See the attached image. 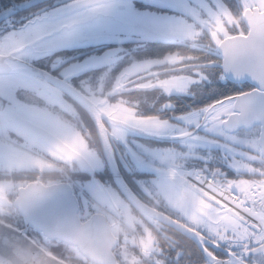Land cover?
Masks as SVG:
<instances>
[{"label": "snow or ice", "instance_id": "6c2138e0", "mask_svg": "<svg viewBox=\"0 0 264 264\" xmlns=\"http://www.w3.org/2000/svg\"><path fill=\"white\" fill-rule=\"evenodd\" d=\"M35 0H0V225L11 228L6 217L23 213L34 217L36 210L46 201L64 196L81 195L88 198L93 210L83 216H75L70 223L56 231L45 230L46 239L63 243L68 256L57 259L35 239L21 240L14 235H0V264H165L157 258L159 239L146 225L157 226L167 222L178 225L203 241L198 230L206 227L213 243L237 242L242 245L241 254L229 252L230 259H218L205 248L210 264H247L244 254L249 251L264 252V167L237 164L249 172L259 173L258 178L216 179L199 172L185 173L179 170L174 155L160 156L168 163L156 189L150 195L153 203L141 202L131 191L126 197L95 176L77 182L70 180L69 170L75 163L89 170L100 166L95 151L90 148L87 135L69 122L74 114L71 103L62 95L67 89L84 104L95 117L104 146L110 152L111 138L124 139L127 128L144 132L164 133L170 128L166 120L156 116H140L126 99L110 102L100 90H92L82 84L77 91L71 84L55 77H38L27 74L21 61L27 49L54 36V44L67 43L76 38L78 29L87 25L94 30L93 37L131 35L144 32L163 23L167 16L160 8L173 6L170 0H156L145 8L135 0H70L67 11L51 16L29 14ZM193 15H197L193 13ZM242 16L246 30L240 29V20L229 11L210 12L209 18L200 20L207 27L211 40L223 52L225 69L237 73L247 71L264 84V0H244ZM18 18L24 21L18 28ZM229 26H235L232 32ZM175 35L195 40L199 31L192 24L179 22ZM169 64H182L186 59L179 53L165 57ZM190 59V57H189ZM147 64H134L115 82L112 91L132 84L137 89L160 87L165 91L183 90L188 79L183 76L155 78L147 82H135L130 73L146 70ZM18 90L24 99H18ZM252 100L249 94L226 97L202 109L203 123L216 128H231L249 118ZM199 116L197 120H199ZM181 136L191 135L181 130ZM258 156L249 159L264 160V136L251 142ZM34 149L46 152L53 162L36 154ZM62 164L59 174L41 179L15 182L8 174L17 169H53ZM161 201L178 209L186 222L160 211ZM44 229V222L37 220ZM142 229V232L140 231ZM255 244V247H251ZM131 246L139 249L133 254Z\"/></svg>", "mask_w": 264, "mask_h": 264}, {"label": "flooded vegetation", "instance_id": "af4514ba", "mask_svg": "<svg viewBox=\"0 0 264 264\" xmlns=\"http://www.w3.org/2000/svg\"><path fill=\"white\" fill-rule=\"evenodd\" d=\"M70 0H46L35 4L29 14H22L31 19L33 16H51ZM244 0H170L173 6H166L159 11L166 14L167 19L144 32L115 37H93L90 33L93 28L85 25L78 29L76 38L63 43L54 44L55 37L50 36L44 42L27 49L23 62L30 64L33 70H24L27 74L38 77H55L71 84L77 91L82 90V84L92 90H100L107 95L110 102L126 99L140 116H156L166 120L170 128L162 134L148 133L140 129L127 128L124 139L111 138V151L104 146L103 137L99 133L95 117L91 111L80 102L75 95L67 89H62L63 97L68 100L74 114L69 113V122L77 130L87 135L100 166L89 170L80 163L70 167L69 178L77 182L95 176L103 183L110 185L126 197L131 191L141 202L153 203L150 193L157 187L168 163L160 156L171 154L176 158L179 170L186 167L201 165L228 179L258 178L259 173L249 172L237 164L248 163L254 168L264 167V161L251 160L249 157L256 153L249 145L234 141L232 134L240 131L245 133L251 129H240L228 132L220 128L222 133L217 134V129L203 123L199 116L202 109L226 97L257 89L264 94V84L256 86L248 81L230 80L223 66V52L211 40L207 27L200 24V20L209 18L210 12L229 11L240 20V29L246 30L242 18ZM137 5L145 8L152 7L156 0H135ZM196 13L197 15H193ZM189 23L196 28L200 35L195 39H188L174 34V29L179 22ZM24 21L18 18V28ZM234 33L235 26H229ZM5 33L0 31V39ZM179 53L186 57L182 64H169L165 57L169 54ZM190 57V59H189ZM134 64H147L146 70L139 73H130V79L135 82H147L155 78L166 79L171 76H183L188 79L185 89L173 88L165 91L160 87L137 89L132 84L128 87L112 91L116 80ZM27 90H18L17 98L23 100L22 93ZM199 116V120L197 117ZM187 131L191 135L185 137L179 132ZM37 155L49 162H53L49 155L34 149ZM57 163L53 169L39 170L36 168L17 169L8 174L15 182L32 180L39 176L48 179L59 174L62 164ZM210 165L211 167H209ZM0 176L3 171L0 170ZM78 216H83L93 210V205L86 196L81 195L78 202ZM158 209L167 215L186 222L187 218L178 210L161 201ZM6 221L13 225L23 226L21 215H8ZM153 234L159 239L160 252L157 258L165 260V264H204L205 258L202 250L207 248L216 257H224L222 244L224 241L213 243V238L206 227L198 230L204 236L198 242L186 235L175 224L157 226L149 223ZM178 226V225H176ZM142 232V229H140ZM28 234L33 239H39L40 234L28 229ZM234 243V242H233ZM49 250L58 258L68 256L66 246L56 240L48 241ZM133 254L140 255L136 246H131ZM244 259L249 262L264 264V256L257 254L250 256L244 254Z\"/></svg>", "mask_w": 264, "mask_h": 264}, {"label": "water", "instance_id": "95a60500", "mask_svg": "<svg viewBox=\"0 0 264 264\" xmlns=\"http://www.w3.org/2000/svg\"><path fill=\"white\" fill-rule=\"evenodd\" d=\"M43 1H46V0H35V4L41 3ZM68 4H65V6L61 7L56 13L61 12V10H64L66 12L67 11L66 6ZM242 18H243V16H242ZM243 20L247 26L246 20L244 18H243ZM20 63H21V67L23 70H33V67L30 64L23 62V61H21ZM223 66H224V64H223ZM224 72L230 80L248 81L252 84H255L256 86H258V85L262 86V83L247 71H240L239 73H237L234 70H228V69H225V67H224ZM240 94H249V96L252 100V104L250 106L249 118L246 121H242V122L236 124L235 126H233L231 128H224V129L231 133V132H236L242 128L249 130L253 126H259V132H258V137H257V141H259L261 139V137L264 136V94H262L257 89L251 90L248 92H244V93H240ZM240 94L232 96V97H237ZM253 151H255V153H256L254 156H258V150L253 149ZM126 196H127V193H126ZM78 208H79V205H78V202H77L75 197H73L71 199L64 197V196L54 197V198L46 201L43 205H41L36 210L34 217L30 218V217L25 216L23 213H20L22 220H23V227L21 229L16 228V226H14L13 224H11L12 225L11 228H7V229L4 228V226L0 225V235H3V234L14 235L15 237H17L21 240L28 241V240L33 239L31 236L28 235V229L31 228L33 231L39 233L42 240L47 243L48 241H51L54 239H46L45 238V230L51 229L52 231H56L59 228L67 225L68 223H70L72 221V219L75 216H78ZM37 220L44 222V229L37 226ZM8 224H10V223H8ZM175 227L177 229H180L186 235L195 239L198 242V237L195 236L194 234L185 231L183 228H180L179 226L175 225ZM202 250H203V254H204V258H205L204 264H210V258L208 257L207 253L205 252L203 246H202ZM47 251H49V250H47ZM229 252L235 253L237 255L241 254V250H239V251H228V250L224 249L223 253L225 256L221 257V258L220 257H217V258L221 259V260L230 259L231 257L229 255ZM247 254L250 256H255L257 254H261L264 256V252H261V251H249V252H247ZM53 256H55V255L53 254ZM55 257L58 260L61 259V258H58L57 256H55ZM246 262H247V264H257L255 262H252V261L249 262L247 260H246Z\"/></svg>", "mask_w": 264, "mask_h": 264}, {"label": "built area", "instance_id": "2783aa9c", "mask_svg": "<svg viewBox=\"0 0 264 264\" xmlns=\"http://www.w3.org/2000/svg\"><path fill=\"white\" fill-rule=\"evenodd\" d=\"M180 171L185 172V173H194V172H199L204 176H216L217 180H220L215 171L212 169H209L205 166H201V165H195V166H191V167H184L182 169H180ZM222 182V180H220ZM37 242H39L42 246L45 247L46 250H49L50 245L47 244L46 242H44L41 238L36 239ZM222 246L226 249V250H237V248L234 246L233 242H223ZM252 246H255V244H252Z\"/></svg>", "mask_w": 264, "mask_h": 264}, {"label": "rangeland", "instance_id": "374dc122", "mask_svg": "<svg viewBox=\"0 0 264 264\" xmlns=\"http://www.w3.org/2000/svg\"><path fill=\"white\" fill-rule=\"evenodd\" d=\"M216 129H217V134L222 133L220 128H216ZM231 136L233 137L235 142L240 143V144H245V145L247 144L251 148H253L251 142L257 141L258 128L255 127L254 129L246 133L244 131H240L238 134H232ZM253 149H257V148H253ZM234 245L237 249H242V245L240 243L234 242ZM251 247L253 246L251 245ZM255 263L261 264L259 262H255Z\"/></svg>", "mask_w": 264, "mask_h": 264}, {"label": "trees", "instance_id": "16d2710c", "mask_svg": "<svg viewBox=\"0 0 264 264\" xmlns=\"http://www.w3.org/2000/svg\"><path fill=\"white\" fill-rule=\"evenodd\" d=\"M199 164H201V165H205L203 162H200ZM209 167H211L210 165H208ZM216 175H217V177L220 179V180H227L228 178H226V176H224V174H220V173H218V172H216Z\"/></svg>", "mask_w": 264, "mask_h": 264}, {"label": "bare ground", "instance_id": "6f19581e", "mask_svg": "<svg viewBox=\"0 0 264 264\" xmlns=\"http://www.w3.org/2000/svg\"><path fill=\"white\" fill-rule=\"evenodd\" d=\"M11 224V223H10ZM14 226H16V228H18V229H21L23 226H17V225H14ZM29 235V234H28ZM30 236V235H29Z\"/></svg>", "mask_w": 264, "mask_h": 264}]
</instances>
